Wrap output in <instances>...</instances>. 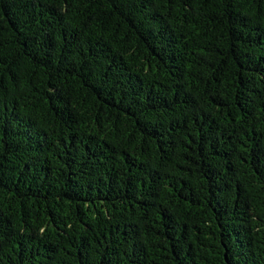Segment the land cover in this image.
Segmentation results:
<instances>
[{"label": "trees", "instance_id": "obj_1", "mask_svg": "<svg viewBox=\"0 0 264 264\" xmlns=\"http://www.w3.org/2000/svg\"><path fill=\"white\" fill-rule=\"evenodd\" d=\"M0 264H264V0H0Z\"/></svg>", "mask_w": 264, "mask_h": 264}]
</instances>
